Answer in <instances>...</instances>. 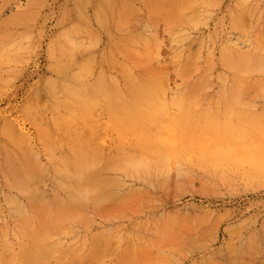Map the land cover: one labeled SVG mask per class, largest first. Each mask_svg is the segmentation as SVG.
<instances>
[{
  "label": "rangeland",
  "instance_id": "obj_1",
  "mask_svg": "<svg viewBox=\"0 0 264 264\" xmlns=\"http://www.w3.org/2000/svg\"><path fill=\"white\" fill-rule=\"evenodd\" d=\"M54 38L64 43L55 62L47 55ZM110 38L150 42L149 56L134 58L132 64L109 51ZM230 41H237L241 52L255 48L264 54V0H0V148L7 143L1 132L4 124L21 128L41 169L28 188L31 198H25L8 186L14 169L5 165L0 150V239L9 241L11 252L16 254L25 229L9 212L7 198L27 211L32 200L50 205L53 185L67 179L61 170L75 166L67 163L70 158L97 153L103 159L99 168L106 170V148L113 143L103 98L93 107H57L44 82L72 84L78 68L84 69L85 82L98 72L120 78L131 71L162 77L173 92L186 82L181 70H189L187 81H198L208 69L206 92L192 106L167 104L165 127L171 136L179 129L207 137L217 131L229 134L227 147H219L214 160L208 164V157L200 154L209 150L211 141L197 140L186 156L171 161L181 174L171 169L150 182L128 179L115 190L116 200H100L75 218L48 220L31 210L30 223L37 227L45 222L52 240L64 246L58 264H264V176L253 181L241 175L250 168L249 147L264 145V93L248 89L245 101L237 104L202 102L217 96L222 72L217 60ZM105 53L108 58L101 59ZM260 78L264 80V72ZM59 109L82 121V126L73 123L70 129L81 128L77 133L83 135L88 130L91 138L75 142L65 133L50 141L39 138L34 125L40 120L44 132L51 130V115ZM252 133L261 141L249 142L239 158L232 136L244 139ZM53 151L65 154L66 161L47 159L44 152ZM24 156L32 158L31 150L25 148ZM23 167L30 170L26 163ZM209 168L238 174L224 177L230 178L226 182L210 176ZM55 256H48L47 264H55Z\"/></svg>",
  "mask_w": 264,
  "mask_h": 264
},
{
  "label": "bare ground",
  "instance_id": "obj_2",
  "mask_svg": "<svg viewBox=\"0 0 264 264\" xmlns=\"http://www.w3.org/2000/svg\"><path fill=\"white\" fill-rule=\"evenodd\" d=\"M233 20V24H236V19ZM139 42L136 43L135 40L129 39L115 41L114 38H110L107 45L111 53L122 54L132 62L134 58L144 60L149 56L147 46L152 43ZM228 43V46L221 49L217 60L222 68V72L217 76L220 84L217 96L213 99L204 98L202 102L237 104L245 101L244 96L248 89L256 88L264 93V80L260 78V74L264 72V54H257L255 48L241 52L237 41ZM63 44L54 38L48 45L47 55L53 62L57 59V55L63 53ZM107 58V53L101 56V59ZM54 64L57 63L52 64L53 68H55ZM195 65L196 63L191 65L194 71L197 70ZM77 72L72 84L46 81L43 85L51 94V102L57 107L71 104L93 107L99 105L103 98V106L108 108V126L113 134L112 147L106 148L105 152L108 155L107 163H104V165L107 164L106 170L99 168L103 164V159L97 153L88 156L80 152L67 162L75 166L61 170L67 174V179L66 181L62 179L61 183L53 185V198L50 205L42 203L41 200L37 202L32 200L28 202L27 211L13 197H8L9 212L19 222H24L25 230L22 233L24 239H18L16 254L11 252L8 240L0 239V264H47L48 256L52 255H56L55 264H58L64 255L66 251L64 246L61 242L52 240L51 229L45 222L37 227L31 225L29 216L31 210H38L44 219L48 220L78 217L86 208L96 206L100 200H116L115 190L123 186L128 179L150 182V180L166 176L171 169L181 174L180 169L171 161L186 156V150L195 141L202 142L206 139L211 141L209 150L200 151L201 155L208 157L207 163L209 164V159L214 160L213 157L219 151L218 148L225 149L228 140L231 139L229 134L223 131H212L214 134L207 137L204 134L195 135L186 129H179L178 132H173L174 136H171L170 130L165 127V123L169 120L167 112L164 111L167 104L174 108L194 105L200 93H205L209 87L207 79L210 77V72L208 69L202 71L198 81H187L190 78L189 70H181L179 75L186 82L173 92L169 90L166 80L162 77L135 75L127 71L120 78H112L98 72L96 78L85 82L83 80L85 78L84 69L78 68ZM51 117L53 121L51 130L46 129L44 132L40 126V120L39 124L34 125L39 138L43 137L50 141L61 133L72 137L75 142L83 138H91V132L88 130L89 134L83 135L77 133L81 128L70 129L73 123L80 126L83 124L82 121H76L66 114V111L59 109L58 112H53ZM1 132L7 140V143L1 145L0 148L5 157V165L14 169L13 175L9 176L8 186L20 192L25 198H31V191L28 188L32 186L35 177L41 172L38 155L31 149L28 135L21 128L13 130L10 125L4 124ZM232 137L238 144L239 158L244 156L249 142L261 141L255 137L254 133L242 136L244 139L237 136ZM245 139L247 143H238V140ZM25 148L31 150L32 158L29 160H26L24 156ZM249 149L246 154V163L250 165V168L243 171L241 175L244 180L246 178L257 181L264 176V145H254ZM44 153L47 159L57 158L62 162L66 161V155L61 152ZM23 163H26L30 170L25 169ZM207 172L210 176H217L226 182L230 178L224 177L238 174L233 170L218 171L213 168H209ZM24 182L27 184L24 185Z\"/></svg>",
  "mask_w": 264,
  "mask_h": 264
}]
</instances>
